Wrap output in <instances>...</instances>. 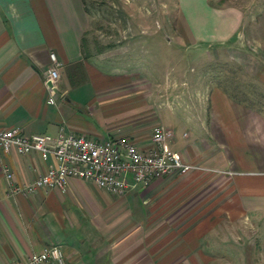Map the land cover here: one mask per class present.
Here are the masks:
<instances>
[{
  "label": "crops",
  "instance_id": "obj_1",
  "mask_svg": "<svg viewBox=\"0 0 264 264\" xmlns=\"http://www.w3.org/2000/svg\"><path fill=\"white\" fill-rule=\"evenodd\" d=\"M225 1L176 0L174 29L186 56L207 51L208 60L242 66L230 50L249 46L264 58V0ZM85 22L82 0H0V127L93 139L125 133L143 147L160 123L173 132L167 145L200 168L136 183L123 194L77 176L64 190L10 193L48 161L39 151L3 152L0 264L50 244L60 245L62 264H244L243 237L225 227L250 226L252 249L264 241V109L244 99L251 94L238 86L239 74L202 75L197 87L194 74L185 75L182 92V62L170 60L162 83L157 66H141L130 42L95 57ZM51 51L60 61L54 103L44 82ZM253 58L259 68L252 73L264 81V63ZM185 91L202 100L200 109L174 106ZM262 258L264 264V249Z\"/></svg>",
  "mask_w": 264,
  "mask_h": 264
},
{
  "label": "built area",
  "instance_id": "obj_2",
  "mask_svg": "<svg viewBox=\"0 0 264 264\" xmlns=\"http://www.w3.org/2000/svg\"><path fill=\"white\" fill-rule=\"evenodd\" d=\"M49 55L51 64L44 70V82L50 91L47 102L54 103L60 61L54 52ZM172 135L171 129L156 123L151 128L149 144L142 147L125 133L93 139L71 132L25 134L18 126L0 127V155L10 150L19 153L39 151L42 158L48 161L44 172L24 184L10 186V193L30 194L39 187L64 190L69 178L77 176L89 179L111 193L123 194L136 183H147L162 175L174 172L184 174L200 168V165L184 161L179 151L167 145ZM2 170L11 182L9 166L3 164ZM63 260L60 245L50 244L8 264H62Z\"/></svg>",
  "mask_w": 264,
  "mask_h": 264
},
{
  "label": "rangeland",
  "instance_id": "obj_3",
  "mask_svg": "<svg viewBox=\"0 0 264 264\" xmlns=\"http://www.w3.org/2000/svg\"><path fill=\"white\" fill-rule=\"evenodd\" d=\"M225 2L231 3L234 0ZM82 3L86 19L85 35L91 44V53L95 57L106 55L110 50L119 51L123 44L130 42L132 46L137 47V49L132 47L131 53L134 51L140 55L138 59L141 66L147 68L150 66L149 70L152 66H157L154 74L156 78H161L162 83L168 76L167 70L171 67L170 60L174 61V65L182 62L184 66L180 72L178 71L179 76L176 77L178 87L182 92L185 88L181 80L185 75L194 74V84L197 87L202 75H208L210 79L216 76L219 79L225 74H239L238 86L251 94L244 99L253 107L264 109V81H260L252 73L259 68L256 62H253V57L264 63L262 55L259 56L249 46H242L238 49H231L230 53L232 57L241 58L244 66L239 63L234 65L218 60H208L207 51H197L193 55L195 59H190V56H186L187 48L180 46V39L175 34L174 28L177 25L178 13L176 0H82ZM167 66L170 67L167 69ZM193 68L195 70L192 71ZM185 94L181 99L174 98V106H184L182 108L187 109L186 103L190 102L194 108H201V99L196 97L191 100L188 92L185 91ZM227 226L225 227L226 232H236L243 237L244 264H246V257L248 264H253L254 261L256 264H263L264 241L260 238L254 243V249L251 248L255 235L251 227L246 223H243L242 230L232 224Z\"/></svg>",
  "mask_w": 264,
  "mask_h": 264
},
{
  "label": "water",
  "instance_id": "obj_4",
  "mask_svg": "<svg viewBox=\"0 0 264 264\" xmlns=\"http://www.w3.org/2000/svg\"><path fill=\"white\" fill-rule=\"evenodd\" d=\"M54 90H56V87H54Z\"/></svg>",
  "mask_w": 264,
  "mask_h": 264
}]
</instances>
